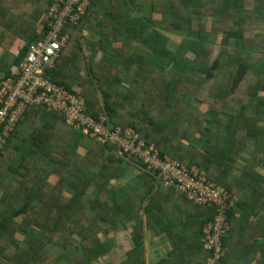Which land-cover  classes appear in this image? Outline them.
I'll use <instances>...</instances> for the list:
<instances>
[{
	"label": "trees",
	"instance_id": "16d2710c",
	"mask_svg": "<svg viewBox=\"0 0 264 264\" xmlns=\"http://www.w3.org/2000/svg\"><path fill=\"white\" fill-rule=\"evenodd\" d=\"M54 2L0 0V81L19 64L29 45L49 30L52 17L47 11ZM194 15L207 16L213 25L209 33L199 25L197 37H192L189 23ZM259 18L264 22V0H91L75 23L61 28L67 40L48 71L53 82L83 99L91 116L104 114L110 128H134L162 157L202 169L209 181L230 195L229 228L215 264L238 263L243 255L264 264V36L255 35L250 27ZM165 29L188 34L173 50L167 47L170 37ZM85 31L97 33L98 39L84 41ZM211 33L234 39L236 52L225 59L218 95L202 99L206 112L200 115L198 91L219 68L218 60L210 62ZM16 41L21 47L12 54ZM82 44L97 50L99 57L85 56ZM193 136L196 145L191 144ZM248 138L253 147L239 165ZM82 139L85 136L68 126L61 113L29 106L0 145V264L101 261L112 239L102 238L99 231L125 228L153 185L162 184L141 169L136 185H112L109 181L121 171L124 158L116 147L93 141L80 155ZM123 156L137 163L134 157ZM50 175L56 183L50 184ZM167 187L189 206L205 211L199 223L213 219V209L193 204ZM129 194L132 199L126 202ZM89 207L96 208L108 226L79 219ZM250 218L254 220L247 222ZM132 227L133 245L125 258L99 264H143L140 227L138 223ZM16 230L22 231L26 246L14 235ZM74 234L80 237L77 244L71 241Z\"/></svg>",
	"mask_w": 264,
	"mask_h": 264
},
{
	"label": "built area",
	"instance_id": "2783aa9c",
	"mask_svg": "<svg viewBox=\"0 0 264 264\" xmlns=\"http://www.w3.org/2000/svg\"><path fill=\"white\" fill-rule=\"evenodd\" d=\"M90 1L55 0L47 11V15L52 17L49 30L29 45L19 64L0 81V145L29 106H41L47 111L61 113L64 122L79 130L85 138L100 145L116 147L121 155L134 157L142 170L158 178L165 186L174 187L186 200L213 209V219L202 227V245L208 252L205 264H215L223 253L222 235L229 228L226 210L230 206V195L209 181L202 169L162 157L155 144L141 138L134 128H110L104 114L94 118L86 111L80 96L48 76L67 40L68 35L60 33L61 28L67 22L75 23L86 12Z\"/></svg>",
	"mask_w": 264,
	"mask_h": 264
},
{
	"label": "crops",
	"instance_id": "0c3cea01",
	"mask_svg": "<svg viewBox=\"0 0 264 264\" xmlns=\"http://www.w3.org/2000/svg\"><path fill=\"white\" fill-rule=\"evenodd\" d=\"M83 54L85 56L89 55V53ZM209 79L203 81V83ZM199 91L198 97L201 98ZM247 141L249 142V146L253 142L252 138H248ZM82 142L83 145L78 148V154L80 155L84 154V147L92 143L87 138L82 139ZM192 143L194 145L199 143L195 136L191 137ZM108 151L109 149H106L104 153L106 156H108ZM241 151L244 152V149H241ZM240 155L238 164L242 165L246 157L242 156V153ZM120 156L124 158L122 161V169L109 182L118 187H132L139 181L142 170L137 165L138 163L128 160L123 155ZM88 157L91 159L90 154ZM234 174L236 173L234 172ZM96 181H99L97 177ZM96 186H98L97 183ZM153 186L145 197H143L142 205L144 206L140 208L139 213L135 214L132 220L129 219L126 221L125 228L114 230V234H118L116 236L117 240H115L116 243L124 242L126 245L124 250L120 247L117 252H111L115 261L113 258L110 260L118 263L125 258V252L133 245L131 238L133 234L132 226L138 223L142 245L140 259L144 261L143 264H205L207 253L202 245V227L205 222L203 223L202 220V223H199V220L204 217L203 214L205 211L201 208L196 209L193 206H189L171 187L163 186L162 184L158 185L157 183ZM129 199H132L131 194L127 195L125 201L127 202ZM181 200L182 203L180 202ZM146 206L147 209H145ZM252 220L254 219L250 218L247 222ZM226 244H230L228 239L226 240ZM120 249L123 250V253H120ZM224 253L226 254L225 248ZM237 261L238 263L234 264H255L254 259L251 260L250 256L246 255L241 256Z\"/></svg>",
	"mask_w": 264,
	"mask_h": 264
},
{
	"label": "rangeland",
	"instance_id": "374dc122",
	"mask_svg": "<svg viewBox=\"0 0 264 264\" xmlns=\"http://www.w3.org/2000/svg\"><path fill=\"white\" fill-rule=\"evenodd\" d=\"M40 6V5H39ZM42 7V5L40 6V8ZM38 9V13H39V10L41 9ZM37 13V12H36ZM254 15V12L252 13ZM191 23V25H190ZM189 23V29H190V32H192L193 34V38L197 37V30L199 25H201L202 29L204 30V32H207L209 33L208 31L211 30V26H213L211 24V21L208 19L207 20V16L205 15H194L191 19V22ZM247 25V24H246ZM263 25H264V22L262 21V18H259L257 21H255L252 25H250L251 28H253V32L255 35H258L260 37H263L264 36V29H263ZM249 27V28H250ZM230 28H232V26L230 25ZM248 28V27H246ZM164 31H166L170 37L169 39V42L167 43V47L169 49H175L179 43L183 40V37L188 34V32H171L170 30H167L165 29ZM213 34V33H211ZM83 36L85 38L84 41H92V40H97L98 39V34L95 33V32H91V31H85L83 33ZM209 39H213V45H212V49H211V54H210V62L213 61V60H218L219 62V68L217 69L218 71H216V77L213 76L211 79H209L207 82L203 83V85L200 87V95H201V98L198 99V100H195V103L196 105L199 107V111L198 113L201 115V114H205L206 112V106H204L203 102H202V99H204L205 97H211V98H215L218 93H219V90H220V82H221V79H222V75H221V71L223 70V67L225 66L226 64V60L228 55L230 54H233L236 52V47H235V42H234V39H227L225 37L224 34L222 33H218L214 36L213 35H210L209 36ZM21 47V42L19 41H16L12 46H11V49L10 51L13 52L12 54H15L18 49ZM249 47V46H248ZM82 49H83V53H89L91 54L92 56H96V58L99 57L100 53L97 51V50H91L90 51V47H88L86 44H82ZM8 59V58H7ZM254 59H251V61L253 62L254 64ZM5 62H7V60H5ZM64 80V78H62ZM98 93H100L98 91ZM202 109V110H201ZM247 145L244 147V152L241 151L242 153V156H247V152L250 150V148H252V144L249 146V142L246 143ZM117 153H119L117 151ZM49 164V163H47ZM47 164H44L46 166L47 169H50V164L47 165ZM261 169V168H259ZM264 174V172H263ZM55 176L54 175H50L48 178V181L51 183H56V180L54 178ZM90 188V187H89ZM92 188V187H91ZM93 192H96V189L97 188H93ZM64 196L66 197H69V194L70 192L67 190L66 187H63L61 188ZM92 192V189H90V193L92 194V196H96L94 193ZM42 205L41 202H38L36 204V207L40 208ZM88 213L86 215H83V212L79 213V219H85L87 222H91V224L93 223V220H96L94 222H99L100 221V224H102L103 226H108V223L104 222V221H101L100 217L98 216L97 214V209L96 208H91L89 207L87 210H86ZM21 216H18L16 217V219H20ZM47 219H45L46 221ZM85 222V221H84ZM99 235L104 238V239H108L107 237H109L110 239H112V242H111V246H110V251L106 254H104L101 258V261L99 260H94L92 263L93 264H99V263H102V262H105L107 260H110L112 257V253L111 252H117L118 249L120 247L125 248V245L126 243L122 242V243H119L115 240H117V233L114 234V230L107 233L105 232L104 230H101L99 231ZM106 233V234H105ZM14 235L19 238L21 241L20 243L23 245V246H26L27 245V241L25 240L24 236L22 235V231L21 230H16L14 232ZM111 236V237H110ZM80 240V237L77 236L76 234L72 235L71 236V241L75 244H77ZM52 251H55L56 247H49ZM59 250V249H57ZM120 253H123V250L120 249ZM114 260V258H113ZM112 261V260H110ZM115 261V260H114ZM242 263H245V262H242Z\"/></svg>",
	"mask_w": 264,
	"mask_h": 264
}]
</instances>
